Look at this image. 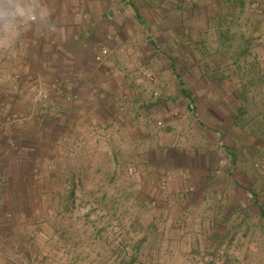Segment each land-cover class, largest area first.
I'll return each mask as SVG.
<instances>
[{
    "label": "rangeland",
    "instance_id": "374dc122",
    "mask_svg": "<svg viewBox=\"0 0 264 264\" xmlns=\"http://www.w3.org/2000/svg\"><path fill=\"white\" fill-rule=\"evenodd\" d=\"M30 1L0 0V16L13 11L24 20L34 14L36 21L30 25L35 34L50 21L41 12L44 5ZM201 6L192 1L188 7L190 32H196ZM136 8L144 11V17ZM166 12V6L132 8L127 4L122 18L89 23L86 29L82 27L84 35L78 40L55 31L47 39L51 50L45 51L44 58L53 65L46 73L49 83L36 77L28 80L30 85L24 90L30 91V101L24 108L0 100V264H170L164 260L162 246L154 243L171 239L194 242L180 264H264V202L260 203L264 199L254 196L245 182L238 184L241 188L229 205L230 213L222 215L221 237L215 239L204 230V224L212 228L217 222L213 195L200 200L196 184L170 189L174 175L181 172L184 179L190 178L204 159L241 161L251 155L249 132L241 138L210 134L217 148L210 154L198 150L196 105L194 113L181 115L179 103L171 104L170 99L174 89L179 91L188 82L190 96L198 95L199 71L192 64L198 61V39L194 33L189 53L182 52L185 46L180 37H169ZM112 27L122 31L121 45L109 35ZM0 36L6 45L1 29ZM54 43L65 45L61 57L54 56ZM100 45L111 52L106 65L96 62ZM118 55L126 65L138 64L137 85H146L139 112L128 106L133 89L102 85V76H113ZM185 61L192 65L185 68ZM69 69L93 76L73 102H64L62 110H51L45 118L33 117L45 109L44 103L32 100L39 86L50 88L56 79L83 80L68 75ZM120 102L125 104L124 111L119 109ZM156 104L158 108H151ZM11 112L25 120L10 126ZM125 121L141 130H122ZM252 157L253 167L262 170L264 156L255 152ZM161 181L166 188L160 186ZM196 204L209 212L198 213Z\"/></svg>",
    "mask_w": 264,
    "mask_h": 264
},
{
    "label": "crops",
    "instance_id": "0c3cea01",
    "mask_svg": "<svg viewBox=\"0 0 264 264\" xmlns=\"http://www.w3.org/2000/svg\"><path fill=\"white\" fill-rule=\"evenodd\" d=\"M35 1L44 5L41 12L50 21L47 26L38 28L35 34L31 30V25L28 26L29 29L25 33L20 35L12 27L5 26L0 22L2 34L4 33L7 39L6 47L0 51V53L6 54L4 59L0 60V75L4 78L0 82V100L15 102L18 103L16 105L24 108L26 102L30 101V91L21 89V85L24 84L25 87L30 85L29 76L36 77L42 82L47 81L46 78L49 76L47 77L46 73L51 72L53 65L45 62V51L51 50L48 48L49 46L46 47L49 43L47 39L53 37L55 31L64 37L71 34L74 41L83 38V28L86 29L91 22L115 21L122 18L127 4L132 8L135 6H166L165 19L170 25L169 37L171 39H177L176 36L180 37L181 46L183 48L185 46V50L182 49V52L189 53L190 45L188 44L190 38L195 36L194 33L198 39V61L192 63L197 65L199 71L197 75L200 85H198V95L190 96L189 88H187L189 82L187 85L182 83L181 89L179 91L177 88L174 89L173 95H170L171 104L173 102L179 103L181 115L194 113L196 105L200 118L198 127L200 136L197 142L199 151L210 154V150L217 148L213 142L216 138L213 136L212 140L210 134L216 136L235 134L236 137L241 138L240 135L246 136L249 132L251 155L249 160L243 159L241 161L236 158L224 162H218L215 158L204 159L197 165V173H191L190 178L184 179L180 174L181 172L180 175L178 173L174 175L170 179V189L172 191H177L180 188L184 190L189 185L196 184L198 189H201L200 200L205 195H213L215 200L212 212L215 222H217L213 224L212 228L208 224H204V230L205 232L208 231L209 234L213 233L214 239L221 237L219 228L222 225V215L230 213L229 205L236 200V193L241 188L239 183L245 182L254 196L264 199V168L262 170L255 169L253 167L255 159L252 157L255 152L264 156V0ZM192 1L203 6L199 9L196 32L189 31L188 7L191 6ZM30 2L33 5L37 3H34V0ZM47 11L50 12V15L46 13ZM136 12L139 16L144 17V11L141 10L140 12L136 8ZM139 19L143 20L140 17ZM121 32L120 27L116 29L112 27L109 31V35L116 37V43L119 42V45L123 43L120 38ZM85 33L88 35V31ZM54 44L56 48L53 50L56 52L54 56L61 57V54L65 52L63 48L65 45L57 46V43ZM108 45L115 48L114 42H109ZM121 59L123 60V57ZM125 60H127L126 57ZM124 62H120L118 55L116 62L113 63V71L111 70L114 73L113 76H105L106 79L102 76L101 80L104 81L102 85L108 89H116L121 86L122 90L124 85H126V88L124 86L126 91L133 89L132 93H129L131 97L128 106L132 112H139V106L144 104L143 99L146 98L145 93H143L146 85H137L139 78L137 79V74L134 71L138 64L126 65L127 63ZM192 64L187 61L183 62L185 68H189ZM186 65L188 66L186 67ZM172 69H174L173 65ZM69 70L71 73L68 75L79 76L83 79L82 81H85L83 85L87 84L86 81L93 76L88 73L74 72L73 69ZM14 75H19V79H14ZM95 80L98 82L100 79L96 78ZM45 83L48 84L49 82ZM158 106L156 104L151 108L155 110ZM162 106L160 102L159 107ZM93 112L94 109L87 114L90 115ZM130 122L132 123V121H125L121 125L122 130L126 129V132L141 130V127L133 123L131 126L134 130H132L129 127ZM232 148L236 150L237 145H233ZM100 150L104 151V149ZM184 164L187 166V161ZM157 180L158 178L153 182ZM143 195L144 193H139V196L142 197ZM222 195H224L223 200H221ZM224 204L227 207H224ZM199 205L196 204L198 213L205 212L207 214L209 212L204 205ZM262 208H264V204ZM171 232L173 235L174 232L172 230ZM192 244L194 242L191 240L177 241L171 239L161 243L156 241L154 246H162L166 263L180 264L186 255L187 247Z\"/></svg>",
    "mask_w": 264,
    "mask_h": 264
},
{
    "label": "built area",
    "instance_id": "2783aa9c",
    "mask_svg": "<svg viewBox=\"0 0 264 264\" xmlns=\"http://www.w3.org/2000/svg\"><path fill=\"white\" fill-rule=\"evenodd\" d=\"M0 19L2 22H5L6 25L14 28V30L22 35L27 30L28 26L36 21V16L34 14H31L26 17V19H21V16L16 12H9L6 13L3 16H0ZM4 20V21H3ZM97 53H96V62L99 65H106L108 62V59L111 55L110 50L100 45ZM6 47L4 41L2 40V37L0 36V51L4 50ZM4 55L0 53V60L4 59ZM14 79H19V75H14ZM35 77L29 76L28 80H34ZM4 78L0 75V82H2ZM83 82L78 79H56L50 88H45L42 86H39L38 89L35 91V93L32 96V100L38 103H44L45 109L42 111H37L33 113V117L37 118H45L52 110L53 112H58L63 109V105L65 106V103L73 102L80 90L82 89ZM25 85H21V89H24ZM55 99V100H54ZM54 101V102H53ZM58 101H61L63 103H58ZM57 102V103H56ZM65 102V103H64ZM119 109L120 111L125 110V104L123 102L119 103ZM25 119L17 114L11 112L8 115L7 121L8 124L11 126L15 123L23 122ZM159 126H161V123H158ZM94 129H97L94 127ZM258 167V165H256ZM132 173V169L130 170ZM160 186L162 188H166V182L161 181ZM206 260V259H205ZM212 261L216 260L213 257H211Z\"/></svg>",
    "mask_w": 264,
    "mask_h": 264
}]
</instances>
